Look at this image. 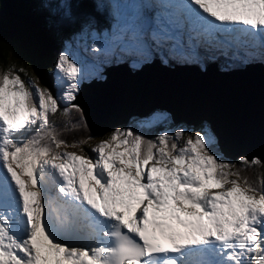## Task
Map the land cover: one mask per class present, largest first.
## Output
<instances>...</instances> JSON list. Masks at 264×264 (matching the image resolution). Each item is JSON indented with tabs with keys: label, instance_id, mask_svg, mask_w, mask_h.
Wrapping results in <instances>:
<instances>
[{
	"label": "snow or ice",
	"instance_id": "6c2138e0",
	"mask_svg": "<svg viewBox=\"0 0 264 264\" xmlns=\"http://www.w3.org/2000/svg\"><path fill=\"white\" fill-rule=\"evenodd\" d=\"M169 4L190 41L243 28L264 43V0ZM116 20L111 39L131 32L143 44L140 11L124 32ZM55 67L59 96L26 69L0 71V264H264V176L246 175L264 162L228 161L207 132L183 128L155 139L116 128L91 148L95 157L68 151L91 137L69 143L50 116L71 124L87 68L68 51ZM49 173L57 192L45 198Z\"/></svg>",
	"mask_w": 264,
	"mask_h": 264
},
{
	"label": "rangeland",
	"instance_id": "374dc122",
	"mask_svg": "<svg viewBox=\"0 0 264 264\" xmlns=\"http://www.w3.org/2000/svg\"><path fill=\"white\" fill-rule=\"evenodd\" d=\"M150 0H106L104 2L98 1V0H91L93 9L95 8L101 18V24L96 26V24H92V22L89 19H86L83 24H81L80 31L74 36L73 34L70 36V38L67 40L66 44L63 48L60 49V51L55 54L54 62L52 63L53 70L49 73H45L44 80L40 81L39 78L34 74L32 75L28 68L25 66L15 62L14 60H9L12 66H15V69H26L27 75L32 77L41 87H47L49 88L54 96H59L61 92V83L58 79V72L56 70V63L58 56L61 52L68 51L73 58L79 60L82 65H85L87 68V71L84 73L83 77L81 78L80 84L82 81H92L95 79L96 81H99L100 79L104 78L103 71L108 66H116L120 62H126L129 64L132 71L139 69L144 63H150V61L156 57L157 55L161 56V58H158L162 63L165 65L167 63L176 62L177 65H184V63H190L191 65L197 66L200 70L203 68L205 61H209L205 58H203L202 55L198 54L196 51L197 42L194 43L193 40H189L188 36V29L187 27L180 28L175 27V23H169L170 18H174L175 12H171L167 9L166 5L163 6L161 9V12L157 11L154 13V16L152 19L149 15H144V8L147 7ZM153 3H161L159 0H151ZM167 2H175V3H182L180 0H164V3ZM176 5V4H175ZM137 11H140L143 14V23L146 26V23L148 22V27L146 28V35L143 44L140 42L132 39V33L129 32L128 36L129 39L126 42L120 43L118 41H115L111 39L113 35H115V26L117 23L116 17L119 15L120 24L117 28L118 32H124L128 29V26L134 22V17ZM94 12V10H93ZM171 15V16H169ZM176 22V21H175ZM159 25L163 26V29L161 28L158 32L154 31L156 28L159 27ZM153 36L155 38H153ZM105 37H108V39L105 41ZM115 39L119 40L120 36H116ZM104 41L103 45L98 44L97 41ZM250 43L254 48H261V50H264V43H262L259 40H253V38H249ZM172 42H174L172 44ZM168 43V44H167ZM163 44L166 45V50L158 51V48L161 47ZM233 44H229L228 47L230 48ZM97 48H100V51H96ZM229 50V49H228ZM127 59V60H125ZM246 60L242 59L241 63H245ZM187 65V64H185ZM229 67H231L229 64H227ZM11 66V67H12ZM220 68L228 69L229 67H226V65L219 64ZM158 70V69H157ZM153 74L152 76L155 77V74L158 73V71L155 72V70H152ZM125 72V71H124ZM160 72V71H159ZM113 73V72H112ZM161 73V72H160ZM115 73L112 74V77ZM183 74V73H182ZM185 74H183L184 77ZM21 76L25 79L27 77L24 76V73H21ZM130 78V77H128ZM185 77L184 79H191ZM131 83H134V81H130ZM184 94V93H183ZM181 94L182 96H184ZM108 96V95H107ZM99 96L94 97V95H90V99H92V103L94 106L93 108L98 107L97 101ZM160 98V104L168 105L171 104L170 97L167 96H161ZM95 99V101H94ZM91 102V101H90ZM175 103V102H174ZM61 105L65 106L64 102H61ZM177 106V105H176ZM184 106V103H183ZM147 108H144L146 110ZM154 111L149 113L148 115L144 117H135L136 115H131V113H128L125 115V117H121V121H118L117 123L110 125L109 127H106L103 129H99L101 131H98L96 134L102 133L107 129H111L120 123H140L143 125H154V124H160L163 126V130L160 131L159 135L163 132H169L174 133L176 130L183 128L186 130V134H190V130H188L187 125L185 124H172L170 123V115L166 112V110H162L159 108H154ZM184 108L180 105H178L179 113H177L176 118L182 117V116H188L187 113L184 112ZM143 111V109H142ZM82 111L79 109L78 113H81ZM146 113H143L145 115ZM184 114V115H183ZM131 115V116H130ZM130 116V117H129ZM210 117L209 114H202L200 117H195V115H192L190 122L194 124H198L199 121L202 119L204 120V117ZM207 119V118H206ZM193 120V121H192ZM108 126V125H106ZM124 127V126H122ZM210 127V126H209ZM209 127H206L204 129H200L198 131H204L207 132L209 135H211L214 139L215 136L210 131ZM86 128L88 129L89 126L86 125ZM97 128V127H96ZM191 128V127H190ZM102 140V138H93L90 139V143L86 148H68V151H75L80 155H91L92 151L91 148L95 146L99 141ZM215 145H216V139H215ZM241 145V144H240ZM217 146V145H216ZM237 145L234 148V150H231L232 154H242L243 152L247 153L248 156H254L259 158H264V147H257L250 148L247 147L244 149L243 147L237 149ZM248 149V150H247ZM219 152V150H217ZM221 155L222 153L219 152ZM95 154V153H94ZM223 156V155H222ZM224 157V156H223ZM225 158V157H224ZM226 159V158H225ZM264 162V161H263ZM26 180L27 177H24ZM54 179L51 173H49L46 177V186L43 190H49V186L51 185V181ZM45 193V191H44ZM259 195V193H257Z\"/></svg>",
	"mask_w": 264,
	"mask_h": 264
},
{
	"label": "bare ground",
	"instance_id": "6f19581e",
	"mask_svg": "<svg viewBox=\"0 0 264 264\" xmlns=\"http://www.w3.org/2000/svg\"><path fill=\"white\" fill-rule=\"evenodd\" d=\"M170 7L173 9V6ZM232 37L236 39V36ZM207 53L209 52L207 51ZM247 53L251 54V52L248 51H246L244 54ZM155 58H161V56H156ZM123 62H120L118 65L123 64ZM145 64H147V62L143 64V69L135 76L130 75L126 71L128 69L125 66L120 65L113 67L107 71V83H98L96 81H92L91 85H83L81 87L82 91L85 90L87 93L91 92L90 94L94 95L95 99L97 96H99V102L97 101L98 107L96 108L92 107L94 106L91 104L93 102L92 100H90L92 101L90 102L87 101V99L79 98L81 105L85 109L83 110L87 115L88 121H86V123L92 132L101 131L99 129H103V127H109L110 125L121 121V117H125V115L128 113L141 115L143 114L142 112L144 111V108L150 109L154 106H160L163 107L164 110H167V107L172 106L174 102L177 106L182 105V107L185 109L184 112L188 114V116L185 117H190L192 115H195V117H200L202 116V113L212 111L210 110L211 105L216 106L215 100L213 99L215 92L219 93L224 91V93L226 92L229 94L227 97L228 99L224 100V102L222 100L220 101H222L223 104H226L229 109H234L236 112L239 111V118L237 121H235V119H233L234 112L231 113L228 108L225 107V118L226 120H229L228 122L230 126H232L236 131L240 130L243 133H248L250 136H252V138L253 135L251 133L253 132H256L258 136L264 135V132L257 130L258 127H262L264 129V123H259L256 119L257 117H255L256 114L261 112L264 113V107H262L264 105L257 108L255 111L252 110V108H256L258 106L256 105L254 107L251 105L246 107V110H248L246 111L242 109L245 107V105L242 106V102H239V99L245 97L251 99L253 97H259V99H261L264 103V72L261 73L260 70H257L252 66H247L246 69L240 74L241 76H239L238 73H219L214 67H209V69L205 72L203 71V73L199 72L195 67H175L172 70L164 68L159 69L161 72L160 73L157 70L156 65ZM155 64L159 66L158 62ZM253 68L257 70L256 73H258V76H261L259 80L263 83V89H260V87L259 89H256L253 84L254 81L251 80L252 76L249 75V73H251ZM152 70H155V72L158 71L155 76L156 80L158 79L161 84L153 80L154 77L152 76ZM188 70L191 72H186ZM112 72L115 73L113 77ZM182 73L185 74L184 77ZM191 74H193V78H195V83L192 81L193 78L184 79L185 77L190 78ZM131 80L134 81L133 84H131ZM240 84L254 88H238V85ZM183 93L184 96L181 95ZM161 96H167L172 99L171 104H169L170 106H163L160 104L159 97ZM216 103L218 104V102ZM240 107L241 110H239ZM241 111L245 114L248 113L251 119H246L245 117L248 116L242 115ZM228 113H231L229 117H227ZM186 119L187 121H191V118ZM235 140H226L228 141L225 148L227 152L229 147H235L237 145Z\"/></svg>",
	"mask_w": 264,
	"mask_h": 264
},
{
	"label": "trees",
	"instance_id": "16d2710c",
	"mask_svg": "<svg viewBox=\"0 0 264 264\" xmlns=\"http://www.w3.org/2000/svg\"><path fill=\"white\" fill-rule=\"evenodd\" d=\"M98 1L103 2L104 0ZM95 11L97 10L93 9L91 0H0V71L10 68L12 64L9 60L12 59L28 68L30 73L35 74L40 81L44 80V74L53 70L52 63L56 57L55 54L64 47L72 34L75 36L80 31L81 24L86 19L99 27L102 16ZM66 13H71V15H66ZM217 60L221 64H227L221 57ZM174 63L176 62L168 64L175 66ZM240 66L242 65L233 64V67ZM63 107L61 105V108ZM78 111L79 108L72 110L71 124L62 113L58 112L50 116L61 138L69 143L88 137L91 139L108 138L113 128L102 131L100 134H94L90 128H86L87 123L84 116ZM177 123L189 126V135H194L198 130L210 126L206 120L199 121L198 124H189L184 121ZM72 124L76 127L72 128ZM126 124L127 122L120 123L117 126L121 129L131 128L148 139H155L164 129L160 124L143 125L136 122ZM122 125L126 126L122 127ZM89 143L90 140L82 147L87 150ZM215 148L219 150L216 145ZM226 160L237 162L239 158H226ZM246 175L253 180H258L259 177L264 176V164L248 168Z\"/></svg>",
	"mask_w": 264,
	"mask_h": 264
},
{
	"label": "water",
	"instance_id": "95a60500",
	"mask_svg": "<svg viewBox=\"0 0 264 264\" xmlns=\"http://www.w3.org/2000/svg\"><path fill=\"white\" fill-rule=\"evenodd\" d=\"M159 63V66H157V64H155V63ZM152 64H154V65H156V68L159 70V69H169V70H172V69H174L175 67H195L199 72H202L203 73V71L202 70H200L197 66H194V65H190V64H188L187 63V65H175L174 67L173 66H171V65H162L161 64V61H159V59L158 58H156V59H154L151 63H147V64H145V65H152ZM121 66H125L128 70H126L130 75H132V76H135L138 72H140L142 69H143V66L144 65H142L139 69H136V70H134V71H132L131 70V68L128 66V64L127 63H123V64H120ZM120 65H116V66H109V67H107L105 70H104V72H103V74L105 75V78H104V80H99V81H96L95 79H93L92 81H96V82H98V83H107V81H108V77H107V71L108 70H110L111 68H113V67H117V66H120ZM247 66H252V67H254V68H256L257 70H260V72L261 73H263L264 72V65H261V64H258V63H256V62H249V63H247V64H245L242 68H233V69H231V70H228V71H223V70H220L218 67H216V65L215 64H213V63H211V64H209L208 66H206V68H205V70H204V72L205 71H207L208 69H209V67H214L215 69H216V71H218L219 73H226V74H237L238 73V75L239 76H241L240 74L246 69V67ZM253 68V70L251 71V73H249V75H251L252 76V79L251 80H253L254 82H253V84H254V86H255V88L256 89H259V87H260V89H263V83L262 82H260V77L261 76H258V73H256V71L257 70H255ZM262 69V70H261ZM160 71V70H159ZM165 71V70H164ZM186 72H188V73H190L191 71H186ZM215 73V72H214ZM256 74V75H255ZM161 75H163V74H161ZM191 77L193 78V74H191ZM154 81H156V82H158L159 84H161L160 83V81L157 79L156 80V76L154 77V79H153ZM161 80V79H160ZM92 81H90V82H83L81 85H80V90H79V92H78V94H77V100H75L74 101V103L76 104V105H78L79 106V109H81L82 110V114H83V116H84V119H85V122L86 121H88V119H87V115L85 114V112H84V107L81 105V101L79 100V98L80 99H87V101H90V100H92V99H90V93L88 92H85V90L84 91H82V89H81V87L83 86V85H91V83H92ZM132 81V80H131ZM192 81H194V83H195V78H193L192 79ZM171 82V81H170ZM260 82V83H259ZM163 83V82H162ZM131 84H133V83H131ZM252 86V85H251ZM240 87H245V88H254V87H247V86H244L243 84H240V85H238V88H240ZM241 88V89H242ZM91 89V88H90ZM241 91H243V90H241ZM223 92V93H222ZM226 93V92H225ZM224 93V91H221V92H219V93H217V92H215V94H214V96H213V99L215 100V104H216V106L215 105H211V109L210 110H212V111H207V112H205V113H202L203 115L204 114H209L210 115V117L208 116V117H204V120H206V121H208V123L210 124V127H211V129H212V131H213V133L215 134V136H216V138H217V144H218V147H219V149H220V151L222 152V154L224 155V156H226V157H228V158H231V159H236V158H239V157H241V156H247L248 158H249V160H251L254 156H248L247 155V153H245V152H243L241 155L240 154H235V155H233L232 154V152H231V150H234V148H232V147H229V150H228V152L225 150V148H226V145H227V143H228V141H226V140H235L236 142H237V146H240L241 148L243 147L244 149H246L247 147H250V148H254L255 147V149L257 148V147H264V135L263 136H261V135H257V133L256 132H253V133H251L252 135H253V138H252V136H250L248 133H246V132H242V131H240V130H238V131H236V130H234L233 129V127L232 126H230V124H229V120H226V118H225V107L226 108H228V106L226 105V104H223L222 103V101L224 102V100H226V99H228L227 97H228V95L229 94H225ZM184 95V94H183ZM170 100H172V99H170ZM220 100H222V101H220ZM92 102V101H91ZM172 102V101H171ZM216 102H218V104L216 103ZM239 102H242V106H244L245 105V107L244 108H242V109H244V110H246L247 108L246 107H249V106H258V107H256V108H252V110H257V108H259V107H261L262 105H264V103H263V101L261 100V99H259V97H253L252 99L251 98H247V97H245V98H242V99H239ZM245 102V103H244ZM223 104V105H220V104ZM163 105V104H162ZM167 105V104H166ZM166 105H163V106H166ZM217 105H218V107H217ZM168 106V105H167ZM182 106V105H181ZM241 106V107H242ZM241 107L239 108V110H241ZM262 107H264V106H262ZM154 108H159V109H162V110H164L163 109V107H160V106H154V107H151L150 109L148 108L147 109V111L146 110H144L142 113H146L145 115H147V114H149L150 112H152V111H154L153 109ZM168 109V113L170 114V116H171V118H172V121L174 122V123H177V122H181V121H184V122H187V123H192V122H190V121H187V119H186V117L185 116H182V117H179V118H176V115H177V113H179V111L177 112V110H178V106H176V104L174 103L172 106H170V107H167ZM84 109V110H83ZM228 110L231 112V113H233L234 112V115H233V119H235V121H237V119L239 118V111L238 112H236L234 109H229L228 108ZM246 111H248V110H246ZM231 113H228V115H227V117H229L230 116V114ZM241 113H242V115H247L248 117H245L246 119H251V117H250V115L248 114V113H243L242 111H241ZM131 115H133L132 113H131ZM130 115V116H131ZM134 115H136V114H134ZM145 115H143V116H145ZM184 115V114H183ZM129 116V117H130ZM137 116H140V117H142V114L141 115H137ZM255 117H257L256 119H257V121L260 123H264V113H259V114H256L255 115ZM201 121H203V119L201 120ZM194 124V123H193ZM264 126V125H263ZM257 130H259V131H262V132H264V129L262 128V127H258L257 128ZM96 133H98V132H94V134H96ZM263 137V138H262ZM235 138V139H234ZM263 139V140H262ZM238 140V141H237ZM241 144V145H240ZM259 144V145H258ZM239 147V148H240ZM237 149H238V147H237ZM248 150V149H247ZM259 158V157H258ZM262 162L264 161V158H259Z\"/></svg>",
	"mask_w": 264,
	"mask_h": 264
}]
</instances>
